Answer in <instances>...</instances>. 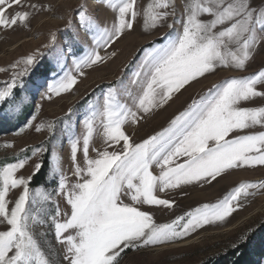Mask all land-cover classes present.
I'll use <instances>...</instances> for the list:
<instances>
[{"label":"snow or ice","instance_id":"1","mask_svg":"<svg viewBox=\"0 0 264 264\" xmlns=\"http://www.w3.org/2000/svg\"><path fill=\"white\" fill-rule=\"evenodd\" d=\"M21 4L22 0H0V27L27 19L26 14L6 18L9 9ZM107 4L118 11V23L111 31L81 15L97 48L111 47L126 30H134L141 14L138 0H107ZM175 6V0H151L143 10L145 30L163 25L175 15ZM184 14L181 34L166 35L161 38L168 41L166 46L147 50L135 75L134 83L142 90L136 107L144 114L163 107L187 85L218 69L244 70L253 52L264 44V7L254 0H185ZM167 27L172 29L174 25ZM104 60L98 52H89L76 64V71ZM24 63L33 65L34 58ZM9 83L10 87L0 91V104L14 88L22 86L16 80ZM76 83L67 74L51 91L58 96L71 91ZM261 84L264 71L217 85L194 100L168 129L139 144H134L123 130L126 123L139 119L137 113L121 102L117 89H110L102 106L94 108L84 121L83 169L77 162L81 138H71V160L79 182L69 185L67 177L59 182L70 215L57 207L51 223L56 241L66 246L67 264H119L122 253L128 249L176 242L205 226L223 223L238 210L237 204L242 196L249 195L250 189H264V183L241 184L216 204L204 205L163 225L156 224L152 215L137 207L171 209L172 203L157 198L158 191L201 182L212 184L230 170L264 166V132L229 138L257 126L264 128V107H240L244 102L264 97V92L256 87ZM97 136L107 148L116 149L121 142L122 147L119 151L105 148L97 152V158H90V145ZM181 159L185 162L180 163ZM23 167L24 162H20L0 168V218L10 226V230L0 231V264H50L32 234V228L42 225L44 220L33 216L29 208L30 203L48 202L50 196L44 192L33 196L29 181L15 178ZM41 167L36 166L37 173ZM154 167L160 170L158 175L153 174ZM21 186L23 195L10 210L6 199L9 189ZM124 197L132 204H125ZM62 215L64 222L58 219ZM69 232L74 234L65 236Z\"/></svg>","mask_w":264,"mask_h":264},{"label":"rangeland","instance_id":"2","mask_svg":"<svg viewBox=\"0 0 264 264\" xmlns=\"http://www.w3.org/2000/svg\"><path fill=\"white\" fill-rule=\"evenodd\" d=\"M150 2L138 0L141 14L134 23V30H126L119 40L106 49L97 48L81 15L89 17L102 29L111 31L118 23V11L108 7L107 0H22L20 6L8 10L6 18L11 20L17 14H26L27 19L17 21L16 25L0 27V91L10 87L9 82L13 80L22 85L14 88L11 96L0 104V107L5 106L3 110L0 108V120L5 123L0 129V168L24 162V167L15 173V178L30 181L36 173V166L42 165L48 153V181L37 186L28 184V187L33 196L37 192L50 196L48 202L29 205L31 214L44 220L42 225L32 228V234L50 264H67L66 246L56 241L51 217L57 207L61 213L70 215L65 195L59 191L60 179L67 177L69 185L79 182L76 175H72L75 165L71 160V138H81L77 162L83 169L86 167L82 153L84 121L94 108L102 106L103 97L110 89H117L121 102L137 113L139 119L135 123H126L123 130L134 144H139L168 129L171 122L185 112L194 100L208 94L217 85L264 71V44H261L244 70L218 69L187 85L163 107H157L148 114L139 111L136 103L142 90L134 79L146 51L153 46H166L168 41L161 39L166 35H180L185 19V0H175V15L155 29L145 30L143 10ZM254 3L264 7L261 0H254ZM168 24L174 27L169 29ZM92 51L98 52L105 60L77 72L76 64ZM30 57L34 58V63L26 65L24 62ZM67 74H71L77 83L69 92L58 96L53 94L52 86ZM256 87L264 92V84ZM240 107L250 110L262 108L264 97L244 102ZM38 127L40 131L36 130ZM261 132H264V128L257 126L229 138ZM121 147L122 142L116 149L107 148L97 136L90 145L89 157L97 158V152L105 148L119 151ZM179 162L185 161L181 159ZM159 171L154 167L153 174L158 175ZM244 183H264V166L230 170L212 184L201 182L158 191L157 198L172 203L174 207L171 209L148 205L137 207L152 215L156 224H169L204 205L216 204ZM21 195L23 186L9 189L6 199L10 210ZM123 202L132 204L128 197H124ZM237 208L223 223L205 226L182 240L139 250L128 249L122 253L119 264H201L235 246L247 232L264 220V189H250L247 197H241ZM58 219L64 222L65 217L62 215ZM7 230H10V226L0 218V231ZM70 234L74 233L69 232L65 236Z\"/></svg>","mask_w":264,"mask_h":264},{"label":"trees","instance_id":"3","mask_svg":"<svg viewBox=\"0 0 264 264\" xmlns=\"http://www.w3.org/2000/svg\"><path fill=\"white\" fill-rule=\"evenodd\" d=\"M2 110L4 105L0 107ZM5 123L0 120V129ZM5 161H3L4 163ZM49 156L45 154L42 167L29 181L30 186H37L48 181L47 169ZM264 259V220L244 235V238L235 246L223 251L201 264H262Z\"/></svg>","mask_w":264,"mask_h":264},{"label":"bare ground","instance_id":"4","mask_svg":"<svg viewBox=\"0 0 264 264\" xmlns=\"http://www.w3.org/2000/svg\"><path fill=\"white\" fill-rule=\"evenodd\" d=\"M152 115V114H151ZM72 175H74L75 176V173H72Z\"/></svg>","mask_w":264,"mask_h":264}]
</instances>
